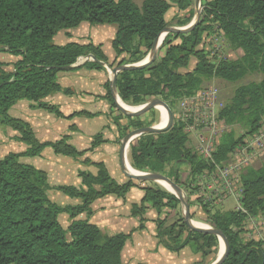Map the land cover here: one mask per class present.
Listing matches in <instances>:
<instances>
[{"label": "trees", "instance_id": "obj_1", "mask_svg": "<svg viewBox=\"0 0 264 264\" xmlns=\"http://www.w3.org/2000/svg\"><path fill=\"white\" fill-rule=\"evenodd\" d=\"M193 2L142 0L137 6L134 0H0V51L15 59L11 64L0 62V126L16 132L15 140L27 146L23 153H10L0 159V264H123L121 253L126 242L133 233L142 231L143 225L129 234L102 233L95 225L77 218L82 214L90 216V206L98 199L106 196L124 199L139 182L129 180L118 184L103 163H92L85 157L107 143L101 133L92 138L89 149L84 151L70 145L67 136L53 143H39L31 127L10 117L8 111L16 103L28 101L34 108L64 118L58 107L43 102L54 94L72 95L57 83L58 73L89 56L94 62L82 65L88 70L114 67L100 45H55L53 39L59 32L76 29L83 23L114 25L116 33L111 48L115 59L122 58L117 66L134 65L144 61L158 36L172 27L166 15L173 5L178 12H187L176 27L191 23ZM201 6L202 13L193 29L166 35L155 59L145 68L119 72L115 91L129 106L160 99L172 112L173 102L195 95L212 80L234 84L247 75H261L260 81L236 88L218 112L219 120L232 126L230 132L218 139L213 155L221 164L242 143L241 131L254 136L264 122V0H210ZM215 28L233 49L242 53L239 59L212 64L210 53L199 49L203 36L212 34ZM192 58L196 60L194 68L182 73ZM104 87L106 95L102 98L110 104L111 113L120 112L110 93L109 81ZM150 112L136 118L120 112V116L114 117L119 140L133 130L154 126ZM81 116L96 115L82 111L67 118ZM123 120L127 122L124 126L120 125ZM46 148L56 156L83 159L81 164L95 168L96 174L79 171L78 188H50L43 171L19 162L20 158L39 157ZM128 159L133 169L166 176L181 190L187 180L192 182L211 168L210 162L190 148L185 125L180 122H174L167 132L143 134L132 140ZM180 166L188 168L185 181L179 177ZM240 182V205L246 213L235 210L221 213L199 204L205 215L202 222L221 232L227 240L228 254L223 264H264L262 243L244 237L248 217L257 219L264 213V168L245 169ZM146 184L140 203L131 207V217L139 218L142 223V217L151 208L157 214L156 239L165 250L178 253L190 246L204 259L215 257L219 246L217 237L188 228L181 212L168 224L167 212L176 211L180 201L160 185ZM50 189L78 199L80 204L59 207L47 198L46 191ZM59 215H67L71 220L66 230L58 223Z\"/></svg>", "mask_w": 264, "mask_h": 264}, {"label": "crops", "instance_id": "obj_2", "mask_svg": "<svg viewBox=\"0 0 264 264\" xmlns=\"http://www.w3.org/2000/svg\"><path fill=\"white\" fill-rule=\"evenodd\" d=\"M84 24L73 30L62 31L64 33L62 36H60L62 32H59L53 39V43L59 46L68 43L100 45L108 60H114V52L109 51V53H106L104 44L101 41L93 40L91 38L92 35L90 36L86 31ZM78 36H81V38H78ZM112 40L105 47V50L111 47ZM9 58L8 64L15 62L13 57L10 56ZM83 64L82 62H77L69 70L62 71L57 75V83L63 89L70 90L72 95L54 94L43 100L49 105L58 107L64 118H57L44 110L34 108L32 103L28 101L16 103L8 111V115L27 123L39 143H53L67 136L69 144L79 151L89 149L92 138L96 134L101 133L107 143L100 145L93 153L86 154L85 157L92 163H103L110 177L116 183H127L129 179L125 176L121 166V141L118 139L116 126L110 120V104L102 98L106 95L104 85L108 82L106 67H104L103 71H91L84 68ZM76 102L88 103L89 106L93 104L100 105V108L85 109L86 107L82 106L75 109L74 105ZM82 111L96 115L95 117L87 118L88 120L98 121L96 128L91 130V132L89 131L88 134H84L79 125H77L76 119L79 117L67 118ZM113 115L116 117V114ZM71 127H74V130H70ZM16 136H18L16 132L8 129V138L10 139L8 144L19 145L13 148L17 151L9 152V149L8 154H20L27 149L26 145L15 140ZM82 160L56 156L50 149L46 148L39 157L20 158L19 162L43 171L46 174L50 188L58 186L78 188L81 184L77 176L79 171H88L93 175L96 174V169L82 165ZM143 188H145V183H136L128 191L124 199H118L115 196H106L98 199L90 206L91 215L82 214L77 220L87 221L95 225L102 233L110 231L112 234H129L142 224L144 229L133 233L123 248L121 253L122 262L123 255L127 259L126 263L123 262V264H198L206 262L207 258L204 259L201 254L196 253L190 246L178 253H171L158 244L154 223L157 218L155 210L150 208L142 217L144 220L142 223H140L139 218L131 217L130 210L132 205H138L144 196ZM46 196L59 207H73L80 204V200L70 199L64 195L61 196L59 192L53 189L47 190ZM58 223L66 230L71 220L67 215H59ZM147 231L148 234L146 235ZM161 257H165L166 260L160 263Z\"/></svg>", "mask_w": 264, "mask_h": 264}, {"label": "built area", "instance_id": "obj_3", "mask_svg": "<svg viewBox=\"0 0 264 264\" xmlns=\"http://www.w3.org/2000/svg\"><path fill=\"white\" fill-rule=\"evenodd\" d=\"M221 34L217 29L212 34L204 35L200 46L213 45L214 48L207 50L216 53L220 57V50L214 44ZM206 51V50H205ZM91 62L87 58H80L77 62ZM218 90L215 86L209 85L195 95L184 98L180 101V113L177 122L185 125L187 134L193 133L197 139L196 153L203 160L210 162L211 168L203 174L196 176L191 186L197 191L198 197L204 205L210 208L222 206L230 197L238 202L234 209L246 213L241 205L242 186L240 182L241 173L252 166L258 159L264 157V122L254 136L244 135L242 143L237 146L228 156L224 163H217L213 155L216 153L218 139L232 129L224 121L219 120ZM254 218L248 217V222Z\"/></svg>", "mask_w": 264, "mask_h": 264}, {"label": "rangeland", "instance_id": "obj_4", "mask_svg": "<svg viewBox=\"0 0 264 264\" xmlns=\"http://www.w3.org/2000/svg\"><path fill=\"white\" fill-rule=\"evenodd\" d=\"M209 1L210 0H200L199 6L196 7V5L194 3L195 0H194L193 6H192V10L194 11V17L196 16V13H199L201 15V13H202L201 4L203 2H209ZM141 2H142V0H134V3L137 6H140ZM186 15H187V12H178L176 6L173 5L172 9L166 15V21H168L169 25L172 26L171 28H177L176 27L177 22L179 20H183ZM84 26H86V31L88 32V34L90 36L92 35L91 38L93 40L101 41V43L104 44V51L106 53H109V51L110 52L113 51L111 49V47H109V49H107V50H105V47H107L109 45L110 41L115 36L116 27L114 25L90 26V25L85 23ZM62 34H64V33L62 32L60 36H62ZM59 38H61V37H59ZM78 38H81V36H78ZM214 45L219 48L220 57L216 53L214 54V53L209 52L210 53L209 59L212 62V64H216L218 61H221V60L226 61V62L235 61L242 56V53L238 50L233 49L226 42V40L223 38L222 35L218 38V41ZM211 48H214L213 45H209L208 47L203 45V46L199 47V49H203L206 51L211 50ZM158 49H157V51H158ZM9 57L10 56H8V54L6 52L0 51V62L8 64L10 61ZM121 60H122V58H119V59L114 58V60H109V62L113 63V66H114L111 69L106 67L109 82L112 79L111 71L114 68L118 67L117 64ZM80 62H82V61H80ZM195 64H196V60L194 58H192L189 62L188 67L185 70H182L181 72L183 73V72L191 71L194 68ZM5 70L8 71V67L5 68ZM261 79H262V76L257 75V74L247 75L241 81L234 83V84H229L227 82L215 79V80L210 81L208 84H206V86L204 88H207V86H209V85H213L217 88V90H218V104H219V108H221L232 97L236 88H238L239 86H242V85L249 84L251 82H258ZM82 106L86 107L85 109H98V108H100V105L93 104V105L89 106L88 103H82V102H76L74 105L75 109L80 108ZM179 113H180V101L173 102V105H172L173 123L177 122V117H178ZM114 114H116V116L121 115L120 112H114ZM149 114L154 119V121H155L154 126H155L158 123V113L155 110H151V112ZM110 118H111L110 120H111L112 124L114 125V122H113L114 121V115L111 112H110ZM97 122H98L97 120H88L87 118H82V117H79L76 119L77 125H79V127L81 128V130L84 134H88L89 131L91 132V130H94L96 128V126L98 125ZM126 124H127L126 120H123V121H121L120 125L124 126ZM118 137H119V135H118ZM138 137H140V136H138ZM138 137H136V138H138ZM188 138H189L190 148L195 150L196 145H197L196 136L193 133H189ZM123 139L124 138H121L120 141L122 142ZM8 141H10V139L8 138V129L6 127L0 126V159H2L3 157L8 155L9 149H10L9 152L17 151L13 148H15L19 145H17V144L15 145L12 143L8 144ZM120 145H121V143H120ZM249 168H253V169L264 168V157L261 159H258ZM177 169H178L180 179L182 181H185V179L187 178L186 175H187L188 168L186 166H180ZM145 186H147L146 183H145ZM181 191H182V195H183L184 200L187 202L188 206L190 205V207H191L188 209L189 217H193V219H191V220L205 224L204 222H202V218H204L205 215L202 213L201 207L199 206V204L200 205H204V204H201L202 200L200 199V197H198V194H197V191L195 190V188H193L191 186V181L187 180L185 182L184 189ZM59 194L61 196H63V194H61V193H59ZM198 199H200L201 201H199ZM237 206H238V202L234 198L230 197L222 204V206H213L210 209L212 211H219L221 213H225V212L233 211ZM180 212L183 216L184 207L182 206L181 203H180V205L176 211H173V212L168 211L167 212V214L170 216L167 219V223L170 224L171 222H173L177 218L176 214L180 213ZM205 225L208 228H211L209 225H207V224H205ZM244 232H245L244 233L245 239L255 240V241L261 242L263 245V249H264V213L259 218L252 219L249 222H247V226L244 229ZM147 234H148V231H147L146 235ZM219 251H220V246H218V253L215 257L210 256L207 258L206 262H202L201 264H210L211 261H213V260L215 261L218 258ZM126 260L127 259H126L125 255H123V262L126 263ZM165 260H166L165 257L164 258L161 257V259L159 261L161 263V262H164Z\"/></svg>", "mask_w": 264, "mask_h": 264}, {"label": "water", "instance_id": "obj_5", "mask_svg": "<svg viewBox=\"0 0 264 264\" xmlns=\"http://www.w3.org/2000/svg\"><path fill=\"white\" fill-rule=\"evenodd\" d=\"M195 5L196 7L199 6L200 4V0H195ZM200 18V14L196 13V16L193 18V21L186 27L183 28H167L163 31V33L165 35L168 34H177V33H186L189 30L193 29L195 27V25L198 23ZM161 35V34H160ZM159 35V36H160ZM158 36V38H159ZM158 38L154 41V44L152 46V49L150 51V53L148 54V56L145 58L144 61H142L141 63L138 64H134V65H127V66H122V67H116L111 71V75H112V79L109 82L110 83V93L112 95V98L114 100V104L116 105L117 109L124 115L126 116H130V117H141L143 115H145L146 113L150 112L151 110H154L157 106H161L164 108L166 114H167V125L165 126V128L158 130L156 129L155 126H151V127H145V128H141V129H137V130H133L131 132H129L124 139L121 142L120 145V153H121V166L124 170L125 176L129 179V180H134L136 182L139 183H156L158 185H160V182H164L166 184H168L170 186V188L172 189L173 192H169L170 194L174 195L182 204V206L184 207V213H183V217H184V222L187 224L188 228H190L191 230L198 232V233H202V234H209V235H214L217 237L218 242H219V246H220V241H222V244L224 246V251L223 254L219 257L218 254V258L212 263V264H223L224 261L226 260L227 254H228V243L227 240L225 239V237L223 236V234L219 231L213 230L212 228H207V229H197L192 227L191 225V219L189 217V206L187 204V202L184 200L183 195H182V191L181 189L174 183L172 182L169 178H167L166 176H162V175H154V174H148V173H142L139 172L140 175L135 176V175H131L129 173L126 172L125 170V165H124V151L126 148H128L130 142L135 139L138 136H141L143 134H160V133H164L167 132L171 126L173 125V114L170 111L169 107L160 99H155L147 104L141 105L140 107H142V110L133 113V114H128L122 107L119 106L117 99L119 98L118 95L116 94L115 91V80H116V76L119 72L127 70V71H132V70H137V69H143L145 68L147 65H149L156 57V52H157V42H158ZM88 60H90L91 62H94V59L89 56L87 57ZM70 68H66L65 70H69ZM220 252V251H219Z\"/></svg>", "mask_w": 264, "mask_h": 264}, {"label": "bare ground", "instance_id": "obj_6", "mask_svg": "<svg viewBox=\"0 0 264 264\" xmlns=\"http://www.w3.org/2000/svg\"><path fill=\"white\" fill-rule=\"evenodd\" d=\"M165 36L166 35L164 33H162L159 36L158 42H157V49L161 45V42L163 41ZM117 102H118L119 106L122 107L128 114H133V113H136V112L142 110V107H140V106H129V105L123 103L119 98L117 99ZM155 110L158 113V123L155 125V127H156V129L161 130V129L165 128V126L167 125V114H166L164 108L161 106H157L155 108ZM124 165H125V170L127 173H129L131 175H135V176L140 175L139 171L133 169L129 163L128 148H126L124 151ZM160 185L165 190H167L169 192H173L168 184H166L164 182H160ZM191 225H192V227L197 228V229H207L208 228L205 224L200 223V222H196V221H192V220H191ZM223 251H224V246L222 244V241H220L219 257L223 254Z\"/></svg>", "mask_w": 264, "mask_h": 264}]
</instances>
